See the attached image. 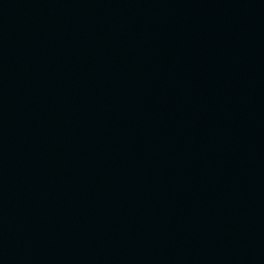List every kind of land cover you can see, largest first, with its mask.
<instances>
[{
  "label": "water",
  "instance_id": "obj_1",
  "mask_svg": "<svg viewBox=\"0 0 264 264\" xmlns=\"http://www.w3.org/2000/svg\"><path fill=\"white\" fill-rule=\"evenodd\" d=\"M0 264H264V0H0Z\"/></svg>",
  "mask_w": 264,
  "mask_h": 264
}]
</instances>
